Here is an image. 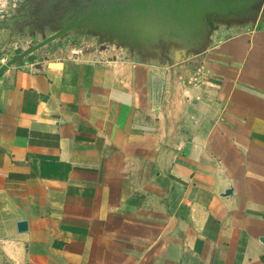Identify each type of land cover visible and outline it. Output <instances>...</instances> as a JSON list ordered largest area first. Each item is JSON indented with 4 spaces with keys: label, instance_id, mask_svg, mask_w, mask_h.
Returning a JSON list of instances; mask_svg holds the SVG:
<instances>
[{
    "label": "crops",
    "instance_id": "crops-1",
    "mask_svg": "<svg viewBox=\"0 0 264 264\" xmlns=\"http://www.w3.org/2000/svg\"><path fill=\"white\" fill-rule=\"evenodd\" d=\"M235 25L2 73L0 264H264V26Z\"/></svg>",
    "mask_w": 264,
    "mask_h": 264
},
{
    "label": "water",
    "instance_id": "water-1",
    "mask_svg": "<svg viewBox=\"0 0 264 264\" xmlns=\"http://www.w3.org/2000/svg\"><path fill=\"white\" fill-rule=\"evenodd\" d=\"M264 0H80L75 12L59 21V29L15 53L0 66V76L45 44L68 31L86 26L103 32L108 40L115 38L129 48L159 51L177 48L179 54L198 52L208 34L217 28L215 19H244L260 10ZM264 6V5H263ZM103 49V48H101ZM155 52V53H156ZM122 48L117 55H124ZM112 55L109 59H115ZM27 227L18 222L17 231Z\"/></svg>",
    "mask_w": 264,
    "mask_h": 264
},
{
    "label": "rangeland",
    "instance_id": "rangeland-1",
    "mask_svg": "<svg viewBox=\"0 0 264 264\" xmlns=\"http://www.w3.org/2000/svg\"><path fill=\"white\" fill-rule=\"evenodd\" d=\"M37 2L38 0H8L7 7L4 9L3 14L0 15V52L9 54L11 51H15V49L19 50L20 47L25 48L45 38L53 33L54 30L56 31L59 29V21L61 19H53L48 22L41 21V19H47V16L45 14L41 15L39 12L41 5ZM13 4L16 6L13 7ZM263 5L255 14L247 16L244 19H215L213 23L222 26H225V23L231 26L236 24V29L237 27H241L242 24L248 25L249 27L254 24L257 26H264ZM115 46V38L113 40H108L106 35L96 28H92V26H81L68 31L58 39H53V41L45 44L39 49L51 54L53 51L57 49L62 50L63 48H66L69 53L71 48H75L76 50H82L83 48L86 50L89 47H92V49H110L115 48ZM122 46L127 47L124 43H122L121 47ZM158 46L159 45L153 46L154 49H158L157 52L155 51L156 53L149 50L143 54L152 53L161 58L165 57L167 53H170V49H172L168 48V50L166 47L162 49V51H159L160 47ZM173 48L177 49L176 47ZM188 53H191V51L186 52V54ZM168 56H171V54Z\"/></svg>",
    "mask_w": 264,
    "mask_h": 264
},
{
    "label": "flooded vegetation",
    "instance_id": "flooded-vegetation-1",
    "mask_svg": "<svg viewBox=\"0 0 264 264\" xmlns=\"http://www.w3.org/2000/svg\"><path fill=\"white\" fill-rule=\"evenodd\" d=\"M77 2H80V0H38L37 3L41 5L39 12L41 15L45 14L47 16V19H41V21L48 22L53 19H61L67 15L71 16L75 12ZM132 49L139 53L137 48Z\"/></svg>",
    "mask_w": 264,
    "mask_h": 264
},
{
    "label": "clouds",
    "instance_id": "clouds-1",
    "mask_svg": "<svg viewBox=\"0 0 264 264\" xmlns=\"http://www.w3.org/2000/svg\"><path fill=\"white\" fill-rule=\"evenodd\" d=\"M8 5V0H0V15L3 14L4 9L7 7ZM13 7H15L16 5H12Z\"/></svg>",
    "mask_w": 264,
    "mask_h": 264
}]
</instances>
